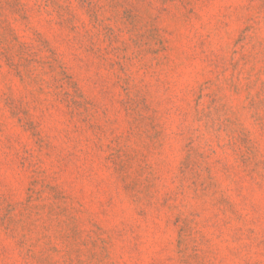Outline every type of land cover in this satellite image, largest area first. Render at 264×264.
<instances>
[{
  "label": "rangeland",
  "instance_id": "obj_1",
  "mask_svg": "<svg viewBox=\"0 0 264 264\" xmlns=\"http://www.w3.org/2000/svg\"><path fill=\"white\" fill-rule=\"evenodd\" d=\"M0 264H264V0H0Z\"/></svg>",
  "mask_w": 264,
  "mask_h": 264
}]
</instances>
